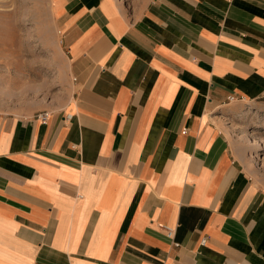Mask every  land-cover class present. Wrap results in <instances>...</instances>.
<instances>
[{
	"label": "crops",
	"instance_id": "0c3cea01",
	"mask_svg": "<svg viewBox=\"0 0 264 264\" xmlns=\"http://www.w3.org/2000/svg\"><path fill=\"white\" fill-rule=\"evenodd\" d=\"M49 3L71 92L0 113V264H264V191L213 117L264 101V0Z\"/></svg>",
	"mask_w": 264,
	"mask_h": 264
},
{
	"label": "rangeland",
	"instance_id": "374dc122",
	"mask_svg": "<svg viewBox=\"0 0 264 264\" xmlns=\"http://www.w3.org/2000/svg\"><path fill=\"white\" fill-rule=\"evenodd\" d=\"M70 92L49 0H0V113H55ZM213 117L251 182L264 191V101L227 102Z\"/></svg>",
	"mask_w": 264,
	"mask_h": 264
},
{
	"label": "built area",
	"instance_id": "2783aa9c",
	"mask_svg": "<svg viewBox=\"0 0 264 264\" xmlns=\"http://www.w3.org/2000/svg\"><path fill=\"white\" fill-rule=\"evenodd\" d=\"M233 100L232 97H229L228 98V102H231ZM49 117V114L48 113H42V114H39L38 115V118L41 119L42 121H45L47 120V118ZM165 233H166V236L169 238V239H172L173 236H174V229L173 228H170V227H164L163 228ZM205 244V240H202L201 241V245H204Z\"/></svg>",
	"mask_w": 264,
	"mask_h": 264
}]
</instances>
